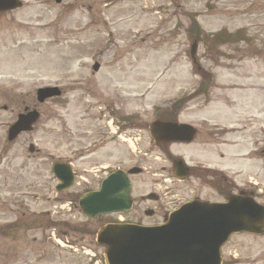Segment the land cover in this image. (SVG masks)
I'll return each instance as SVG.
<instances>
[{"label":"rangeland","instance_id":"rangeland-1","mask_svg":"<svg viewBox=\"0 0 264 264\" xmlns=\"http://www.w3.org/2000/svg\"><path fill=\"white\" fill-rule=\"evenodd\" d=\"M21 1L19 10L0 14V185L7 182L8 188H23L15 199L6 197L8 207H0V264H103V251L93 243L95 225L89 228V237L79 231L84 219L74 206L75 198L63 196L53 203L42 200L44 183L51 177V163L74 158L71 153L78 149L76 144L69 152L64 138L70 119L67 110L72 112L77 131L75 114L79 115L83 106L74 103L68 107L63 99L37 105L34 96L37 89L50 86L68 92V77L89 78L94 62L103 73V80L98 78L100 74L93 79L97 92L101 90V99L116 93L119 106L140 113L154 105L166 106L176 101L181 91L190 90L194 83L187 69L192 68L195 74L197 65L217 79L209 98L211 105L217 106L211 109V116L225 122L218 107L222 101L223 109H230L224 113L236 121V129L242 130L245 123H256L263 128L257 127V139L264 141V0H62L59 5L54 0ZM194 20L199 36L190 28ZM221 33L237 35L241 41L232 37L228 44L217 45L210 36ZM195 42L193 65L189 52ZM201 83L199 77L197 88ZM195 98L188 103L201 105L204 97ZM250 104L258 109L243 115ZM25 106L36 108L40 118L32 133L8 144L6 131ZM188 111L182 121L189 119L199 130H206L207 125L201 123L205 119L192 113L191 108ZM220 125L228 127L227 123L211 124V128L216 127L214 149L223 152L222 144H240L245 152L249 151L254 139L251 131L231 136ZM29 145L37 153L29 154ZM118 162L120 167L130 166L122 151ZM73 165L79 170L86 168L80 161ZM30 185L38 194L36 198L24 196ZM2 190L5 189L0 191L1 200L5 196ZM14 201L20 205L10 206ZM64 201L72 203L70 229L56 224V230L71 243L84 246L86 253L95 254L91 262L83 254H64L56 249L53 252L46 244L49 228H40L46 227L48 220L40 213L50 208L56 212L53 207ZM30 213L35 214L33 224ZM21 214L18 229L8 230L6 225L13 224ZM56 220L59 223L63 217ZM29 226L33 232L26 231ZM257 253L264 262V248Z\"/></svg>","mask_w":264,"mask_h":264},{"label":"flooded vegetation","instance_id":"flooded-vegetation-1","mask_svg":"<svg viewBox=\"0 0 264 264\" xmlns=\"http://www.w3.org/2000/svg\"><path fill=\"white\" fill-rule=\"evenodd\" d=\"M91 70L89 78L68 77V86L71 89L68 92L62 91L66 106L70 107L74 103L83 106L80 114H75L77 131L74 130L72 112L69 108L67 110L70 119H68V128L64 131V138L70 149L69 152L74 150L73 145L78 144V149L71 153L74 158H67L63 163L71 166L74 184L81 176L88 178L86 180L89 183V191L97 190L111 170L119 168V151L127 155L129 169L138 172L128 177L131 184L130 210L127 213L101 215L93 220L84 218L82 232H88L86 229L89 230L92 225L96 227L94 232L107 225H123L145 228L168 227L170 229L167 231L192 234L195 230L188 227L193 223L190 219L192 213L188 211L190 208L197 210L202 205L223 204L232 196L251 198L264 206V142L262 138L257 139V127L261 129V126L246 123L253 127L251 134L254 139L249 151L239 153L232 150L235 145L229 144L226 145L228 151L225 153L214 149L213 139L216 133L208 125L206 130L195 129L191 139L184 130L177 133L161 131L153 133L152 136L151 125L154 122L178 124L183 122L177 119L179 116L176 114H167L165 110L157 107L151 109V115L128 112L124 105L119 106L116 93L101 99V90L97 92L93 79L100 74L98 78L103 80V73H100L101 68L96 70L91 68ZM80 79L83 82H80ZM104 80L110 79L104 78ZM30 109L32 108L27 106L23 108V110ZM243 127L245 128L246 125ZM170 136H175L176 141H169ZM215 160L219 163L215 164L213 162ZM76 161H80L87 169H77L73 165ZM51 168L49 170L51 177L43 186L42 200L53 203L56 197H69L72 193H75L74 197L79 195L75 187L73 192L55 194L57 183ZM90 171L98 173L95 179L89 180ZM103 171L107 172L103 173ZM48 183H51V187ZM32 186L26 188L25 197L30 195L31 198H36L38 195L32 190ZM0 187L5 189L2 190L5 196L0 199V207L7 206V198L15 199L17 194H22L21 186L8 188L7 182H3ZM85 189L81 194L86 192ZM50 194L56 197L52 195L49 198ZM13 203L10 206L20 205L16 201ZM51 213V208L40 213L48 220L46 227L41 226V231L54 225V217ZM22 216L23 214L16 221L11 222L13 224L6 225L7 229L17 230V221ZM34 216L33 213L29 215L31 224L35 222ZM64 224L69 225V220L64 219ZM28 228L26 231H34L32 226ZM86 235L88 236V233ZM262 247L264 248V233L238 231L232 234L217 251L214 247L210 250H197L195 253H190L189 249H186L182 253L185 258L180 259L184 264H192L190 261L192 259L189 258L193 256L196 257V262L201 264H215L217 259L218 264H264L257 253ZM101 248L104 250L103 247Z\"/></svg>","mask_w":264,"mask_h":264},{"label":"water","instance_id":"water-1","mask_svg":"<svg viewBox=\"0 0 264 264\" xmlns=\"http://www.w3.org/2000/svg\"><path fill=\"white\" fill-rule=\"evenodd\" d=\"M59 3V0H56ZM21 7L18 0H0V12H6ZM195 46H192L191 56L194 54ZM38 103L54 96H58L57 89L44 88L37 91ZM38 113L32 111L25 115H19L16 122L10 126L7 133L8 141L14 140L22 132H30L32 125L38 119ZM174 126L168 127L173 128ZM32 152V147L29 148ZM53 172L58 181L63 183L62 189H67L72 185L71 176L68 168L57 164L53 167ZM63 173L64 176H60ZM129 183L125 175L118 171L108 176L101 184L98 192L85 195L78 203L82 214L89 218L102 213H111L115 211H127L129 208ZM205 217L196 219L191 228L198 230L190 234L189 243H193V248L210 245L207 242L208 237H217L214 233H205L212 229H223L226 236L230 233L242 229H249L256 225H261L264 217V208L254 205L251 201L232 199L228 204L222 205L217 209H204ZM222 218L225 222L220 224L212 222L213 218ZM189 226V227H190ZM168 227L159 229H145L129 227L124 229L106 228L102 229L98 235V241L102 242L108 236L113 234V238L107 241L108 250L105 253L106 264H179L180 258L186 246V236L180 233L167 231ZM188 235V233H186ZM181 236V239L178 238ZM221 241V240H219ZM218 242L217 245H220Z\"/></svg>","mask_w":264,"mask_h":264}]
</instances>
